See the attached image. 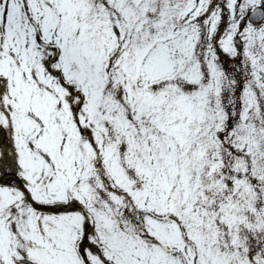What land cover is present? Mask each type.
Segmentation results:
<instances>
[{
    "label": "snow or ice",
    "instance_id": "snow-or-ice-1",
    "mask_svg": "<svg viewBox=\"0 0 264 264\" xmlns=\"http://www.w3.org/2000/svg\"><path fill=\"white\" fill-rule=\"evenodd\" d=\"M0 264H264V0H0Z\"/></svg>",
    "mask_w": 264,
    "mask_h": 264
}]
</instances>
